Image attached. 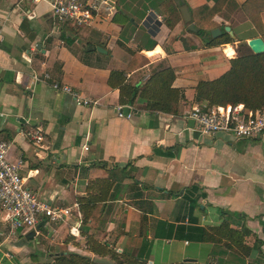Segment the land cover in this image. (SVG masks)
I'll list each match as a JSON object with an SVG mask.
<instances>
[{"label": "crops", "instance_id": "obj_1", "mask_svg": "<svg viewBox=\"0 0 264 264\" xmlns=\"http://www.w3.org/2000/svg\"><path fill=\"white\" fill-rule=\"evenodd\" d=\"M102 1L107 5L86 0L100 11L90 25L75 27L51 17L49 0H0V138L11 142L10 161H21V176L41 200L72 207L57 225L42 219L39 229L0 235V264H53L55 255L69 251L93 256L85 235L72 239L69 228L81 220L77 198L98 178H111L114 186L90 232L117 252L141 255L148 264H229L220 247L188 238L191 226L227 219L232 228L250 231L245 264H264V132L257 139L204 135L188 118L198 105L197 82L223 74L231 58L251 51L247 41L260 37L242 8L246 0H226L214 17L221 34L229 26L234 39L215 46H206L182 20L168 30L161 0ZM184 1L191 9L216 0ZM261 19L264 24V12ZM128 49L143 58L125 71L131 85L173 69V87L183 93L177 114L149 112L141 98L129 118L117 114L119 90L107 81L111 70L126 69ZM53 81L98 104L77 105L53 90ZM36 129L42 148L29 137ZM192 185L194 208L185 197ZM5 226L0 219V232Z\"/></svg>", "mask_w": 264, "mask_h": 264}, {"label": "trees", "instance_id": "obj_2", "mask_svg": "<svg viewBox=\"0 0 264 264\" xmlns=\"http://www.w3.org/2000/svg\"><path fill=\"white\" fill-rule=\"evenodd\" d=\"M226 0H216L213 5L203 4L189 9L191 21L197 28L196 34L202 37L206 46L233 43L234 39L224 31L216 38L210 37V30L219 26L214 20ZM159 11L162 21L168 30L182 20L178 6L174 0H161ZM242 8L247 18L264 41V24L261 14L264 12V0H246ZM126 23L130 17L121 14ZM153 44V43H152ZM152 46V45H151ZM131 54L126 69H113L108 78L109 86L119 90V104H133L137 98L145 102L149 112L178 113L179 102L183 98L180 89L173 87L175 74L168 66L153 72L142 86L131 85L126 81V72L140 66L142 56L128 49ZM194 100L206 107L243 104L247 110L255 111L264 107V53L255 54L249 51L229 60V68L220 76L210 80H200L194 87ZM173 148L176 149V146ZM173 148H169L172 150ZM171 154V153H170ZM127 169V168H124ZM114 180L98 178L91 180L87 186V195L77 198L81 214L80 234L85 235L86 250L93 256L69 251L55 255L53 264H109L100 259H108L114 264H148L141 255L131 256L117 252L113 247L99 241L90 231L98 225L102 203L112 197ZM195 186L187 188L185 197L191 201V208L197 206L194 198ZM188 238L195 242H209L220 247L229 257V264H245L251 247L245 243L250 231L241 227L232 228L224 219L216 225L191 226ZM74 239L73 236H71ZM74 241V240H73ZM216 256L217 253L212 254ZM177 264V263H176Z\"/></svg>", "mask_w": 264, "mask_h": 264}, {"label": "built area", "instance_id": "obj_3", "mask_svg": "<svg viewBox=\"0 0 264 264\" xmlns=\"http://www.w3.org/2000/svg\"><path fill=\"white\" fill-rule=\"evenodd\" d=\"M98 1L107 5L105 1ZM49 4L53 19L61 23L69 22L75 27L90 25L100 11L99 4L87 3L86 0H49ZM34 78L39 80L38 76ZM43 79H49V74L44 73ZM50 85L53 90L70 95L79 106L98 104L97 101L82 95L67 84L53 81ZM115 110L119 116L129 118L133 106L117 105ZM188 118L193 120V127L204 135L224 132L236 139H257L264 132V107L250 111L243 104L212 107L198 104L190 109ZM40 132V129H36L29 133L34 146L38 148L44 147ZM10 148L11 142L0 138V219L6 225V230H2L0 235L8 237L16 234L20 229H36L42 219L57 225L70 218L71 206H51L41 200L27 185L25 178L19 172L21 161L12 162L9 159ZM78 217H80L79 213ZM79 228L80 222L77 221L69 228V234L77 237L80 233Z\"/></svg>", "mask_w": 264, "mask_h": 264}, {"label": "water", "instance_id": "obj_4", "mask_svg": "<svg viewBox=\"0 0 264 264\" xmlns=\"http://www.w3.org/2000/svg\"><path fill=\"white\" fill-rule=\"evenodd\" d=\"M175 4L178 6L179 12L182 17V21L187 24V28L191 32H197V28H195L194 23L191 21V14L189 8L184 0H174ZM160 21V20H159ZM224 31H228L230 35H233V32L230 30L229 26L224 27ZM221 30L219 28H213L210 30L209 34L211 38H216L221 34ZM247 45L249 49L255 54L264 53V41L261 37H254L247 41ZM88 50L93 49L92 46L87 47ZM96 49L100 52L105 53V49L100 46H96ZM193 120H189V125H193ZM43 225V222H39L36 226V229H39ZM190 260V259H189Z\"/></svg>", "mask_w": 264, "mask_h": 264}, {"label": "rangeland", "instance_id": "obj_5", "mask_svg": "<svg viewBox=\"0 0 264 264\" xmlns=\"http://www.w3.org/2000/svg\"><path fill=\"white\" fill-rule=\"evenodd\" d=\"M70 235H71V234H70ZM102 261H103V262H107V263H109V264H114L113 262H110V261H109L108 259H106V258L103 259Z\"/></svg>", "mask_w": 264, "mask_h": 264}]
</instances>
